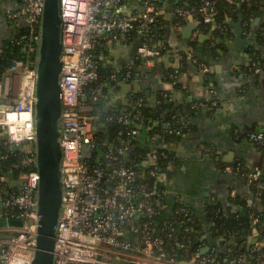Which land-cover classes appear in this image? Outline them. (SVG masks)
<instances>
[{
    "label": "built area",
    "instance_id": "1",
    "mask_svg": "<svg viewBox=\"0 0 264 264\" xmlns=\"http://www.w3.org/2000/svg\"><path fill=\"white\" fill-rule=\"evenodd\" d=\"M5 1L19 3L7 17L22 23L26 31L18 39V43L25 41L24 58L13 60L0 75V147L18 146L24 153L20 164L27 170L20 173L21 191L9 192L5 186L0 189L3 208L0 216L23 222L21 227H12V230L0 228V264H31L39 225L35 103L37 54L45 0ZM141 1L142 9L130 11L124 0H59L63 22V110L60 119L63 206L55 264H180L167 256L166 238L156 235L153 228V220L161 212L155 203L164 199L167 192L160 189L166 174L160 160L167 154L151 149L141 162V168L147 169L149 177L155 179L152 186L147 180L138 182L140 175L136 165L122 163V159L135 149L136 139L142 133L145 118L140 106L143 99L133 107L126 104L119 110L114 109L105 118V122L118 125L115 132L101 135V115L95 111V102L102 99L103 84L125 82L134 75L132 66L128 65L111 71L108 81L101 82L102 58L95 51L107 34L111 41L120 43L135 32L143 40L138 48L142 58L151 61L161 56V45L152 42L160 14L158 3L163 0ZM191 12L198 14L202 22L212 23L216 15L215 0H200ZM179 14L185 11L180 10ZM201 68L208 70L203 64ZM181 74L178 65L174 70L175 81ZM210 94L211 100H192L191 107H218L219 101L213 97L216 91L211 89ZM164 96L174 99L168 93ZM189 122L190 118L179 129L169 128L167 123L165 132L178 135ZM144 127L146 132L151 128ZM246 136L264 146V132L247 131ZM7 156L3 154L1 158ZM20 164L14 163L12 167L18 168ZM235 167L241 170L240 163ZM248 177L260 192L264 187L260 172L255 170ZM175 214L183 217L182 222L187 224L185 230H189L188 223L194 221V214L181 197L176 202ZM257 222L259 219L255 217L254 223ZM162 232L169 238L174 236V222H165ZM246 260V256H242L236 264H246ZM260 261L264 264V254ZM193 262L213 264L211 256L201 251L194 255Z\"/></svg>",
    "mask_w": 264,
    "mask_h": 264
},
{
    "label": "crops",
    "instance_id": "2",
    "mask_svg": "<svg viewBox=\"0 0 264 264\" xmlns=\"http://www.w3.org/2000/svg\"><path fill=\"white\" fill-rule=\"evenodd\" d=\"M193 1L163 0L158 6L159 15L171 28V49L157 59L147 61L139 56L138 48L143 40L136 33L120 43L111 41L109 34L101 40L96 52L109 71L127 67L138 56L143 64L138 66L131 80L103 84L99 105L107 108L125 103L130 94L141 91L150 102L156 101L162 89H172L169 83L163 81L160 68L177 67L180 64L179 52L192 50L191 44L196 42L194 53L207 60L203 65L208 70L204 71L195 64L190 65V70L183 76L187 86L184 98L188 101L209 99L210 90L214 89L219 106L197 111L192 119L191 131L171 146L175 160L160 183V187L167 191L162 205L172 213L177 200L183 198L204 228V237H209L222 252L228 253L230 242L225 241L223 236L213 237L209 208L220 206L225 211L245 212L247 205L262 207L260 192L255 190L248 175L236 169L235 164L241 162L251 171L257 169L264 178V149L246 136L248 130L264 132V65L254 70L242 69V65L249 64L258 54L264 59V42H258L253 34L257 33L258 25L264 22V12H256L251 16L253 33L250 34L246 28L244 5L240 7V2L237 16L227 17L224 32L214 40L213 29L209 30L198 14L191 12ZM124 2L130 11L142 9L141 0ZM17 7L19 3L15 1L4 0L0 5V42L24 27L22 23L7 17L8 12ZM239 9L243 12L241 36L235 26L240 19ZM180 10H184L185 14H179ZM178 97L182 100V95ZM242 132H245L244 137H241ZM144 137L143 141L146 140ZM0 182L5 184L9 192H19L23 186L21 175L11 170L5 171L1 162ZM2 211L0 202V214ZM255 240L256 245L264 246V234L258 228H254L248 235V244ZM210 249L206 244L201 253L206 255ZM193 260L190 262L196 264ZM226 261L237 263V260L229 257Z\"/></svg>",
    "mask_w": 264,
    "mask_h": 264
},
{
    "label": "trees",
    "instance_id": "3",
    "mask_svg": "<svg viewBox=\"0 0 264 264\" xmlns=\"http://www.w3.org/2000/svg\"><path fill=\"white\" fill-rule=\"evenodd\" d=\"M4 0H0V5ZM243 2L244 6V18L247 22V31L252 34L251 31V16L256 12H264V0H215L216 15L215 20L212 23H204L209 30L213 29L214 40H216L224 32V27L227 25V17L237 16L238 4ZM161 3V2H160ZM158 3V6H160ZM200 0H194L193 5H199ZM220 24L221 26H218ZM257 33H253L258 42L263 43L264 40V22L258 25ZM26 31L25 27H21L19 30H16L12 37L9 39L3 40L0 42V75L5 72V70L12 64V61L15 59L22 60L25 56V41L23 43H18L20 36ZM155 36L152 44H160V54L163 55L167 53L171 47L169 45V35L171 28L169 23L162 18L161 15L157 16V23L154 26ZM135 32H132L130 36H133ZM196 42L191 44L192 50L180 51V69L182 74L179 76V79L175 81L174 70L175 68H160L163 81L169 83L172 86V89H162L156 98V101L150 102L148 97L141 92H133L130 94L128 100L125 103L114 104V106L102 108L99 112L101 115V120H99L100 128L102 134H107L110 131L115 132L118 130V125L105 122V118L114 110H119L122 106L133 107L137 104L140 99H143V104L140 106L141 113L145 118L144 126H150L148 132L145 131V127L141 128L142 133L140 137L136 139V147L134 150L127 154V158L122 159V163L126 165H136L139 171L140 178L138 182H143L147 180L152 186L155 179L149 177L148 170L141 168V162L145 158V154L148 150L154 149L159 154L165 152L167 154L166 158H161L160 163L166 170L174 163L175 153L171 150V146L180 142L186 135L189 133L193 127L192 119L195 116L196 112L201 109H193L191 107L192 101H188L184 98V94L187 92V86L183 81V76L187 71L190 70V65L195 64L200 67L202 64L207 62L206 59L198 57L194 50H196ZM97 51V49H96ZM95 51V52H96ZM97 54V52H96ZM140 56V55H139ZM136 58L132 64L134 75L136 74L137 68L139 65H142L141 58ZM196 60V61H195ZM264 59L258 54V57L253 58L249 64L242 65V69H252L254 70L257 66H263ZM101 73H102V83L108 81V76L111 71L104 67L103 61H100ZM126 68V67H125ZM132 77V78H133ZM131 78V79H132ZM130 79V80H131ZM114 84V83H112ZM165 93H168L173 96V100H169L164 96ZM179 95H182V100L179 99ZM213 97L217 98V95ZM212 98V97H211ZM211 98L209 100H211ZM99 105V102H95V106ZM96 108V107H95ZM190 118L188 126L184 128L180 134L172 135L168 132H165L167 123H169V128H181L183 123L187 122ZM99 124V123H98ZM254 131V130H248ZM145 136L146 140H142V137ZM245 136V132L241 133V137ZM148 139V140H147ZM155 142L157 145L155 146ZM166 144L167 147L163 148L162 145ZM256 144V143H255ZM160 145V146H159ZM261 149H264V146L261 144H256ZM7 154V158L2 159L1 155ZM24 156V153L21 150H14L10 147H0V162L4 170H11L16 175L27 170V167L22 166L21 160ZM20 164V167L14 168L13 164ZM240 172L248 175L251 171L249 168L241 162ZM257 170V169H256ZM261 182L264 183V178H260ZM5 184L0 182V189L3 188ZM157 186V184H155ZM255 188V187H254ZM160 189H162L160 187ZM256 190V188H255ZM259 198L262 201V207H251L247 205L245 212L242 211H225L220 206H212L209 208V222L211 224V230L213 237L223 236L225 241L230 242L229 252H222L217 244L209 239V237H204V228L198 222L196 216L194 215V221L188 223L189 230L186 229V225L183 221V217L179 214H175L176 204L174 205L173 212L169 213L166 208H163V201L165 199L159 200L155 203L157 208L161 209L160 214L153 220V228L156 235L160 234L166 238L167 242V256L169 258H174L176 261L186 260L192 261L194 255L201 251L202 248L208 244L211 249L208 255L211 256L213 264H230L229 261H226V258L229 257L231 260H238L242 256H246V264H261L260 256L264 254V246L253 244L248 249V235L252 233L254 228H258L259 231L264 234V187L260 191ZM257 217L259 222L254 223V218ZM145 218L144 216L142 217ZM165 222H174L176 227V232L174 236L168 237L166 232H162ZM127 237V236H126ZM207 255V254H206ZM181 258V259H180Z\"/></svg>",
    "mask_w": 264,
    "mask_h": 264
},
{
    "label": "water",
    "instance_id": "4",
    "mask_svg": "<svg viewBox=\"0 0 264 264\" xmlns=\"http://www.w3.org/2000/svg\"><path fill=\"white\" fill-rule=\"evenodd\" d=\"M241 2L240 7L243 6ZM237 24L241 36L242 9ZM62 17L59 0H45L41 41L37 54L35 103L36 159L39 172L38 229L36 250L31 264H55L57 230L63 206L62 146L60 119L62 116L61 73L63 69ZM239 49L238 44H236ZM18 150V146L13 147ZM173 149V148H171ZM22 221L0 216L1 227H21ZM256 230V229H255ZM248 244V249L255 244ZM181 259V258H180ZM182 264H194L181 259Z\"/></svg>",
    "mask_w": 264,
    "mask_h": 264
},
{
    "label": "rangeland",
    "instance_id": "5",
    "mask_svg": "<svg viewBox=\"0 0 264 264\" xmlns=\"http://www.w3.org/2000/svg\"><path fill=\"white\" fill-rule=\"evenodd\" d=\"M96 108V111H99V110H101V106L100 105H96L95 106ZM4 229H7V230H12L13 228L12 227H9V226H7V227H5Z\"/></svg>",
    "mask_w": 264,
    "mask_h": 264
}]
</instances>
